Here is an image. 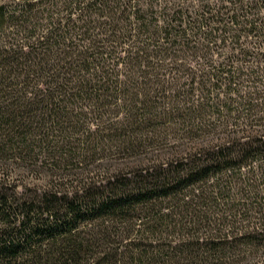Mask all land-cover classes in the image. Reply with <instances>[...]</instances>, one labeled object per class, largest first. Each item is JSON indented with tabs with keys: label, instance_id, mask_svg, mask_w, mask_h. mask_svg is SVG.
Here are the masks:
<instances>
[{
	"label": "trees",
	"instance_id": "1",
	"mask_svg": "<svg viewBox=\"0 0 264 264\" xmlns=\"http://www.w3.org/2000/svg\"><path fill=\"white\" fill-rule=\"evenodd\" d=\"M0 264H264V0H0Z\"/></svg>",
	"mask_w": 264,
	"mask_h": 264
}]
</instances>
